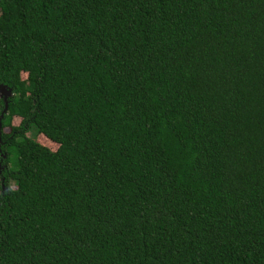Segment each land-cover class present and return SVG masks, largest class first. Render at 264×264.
I'll use <instances>...</instances> for the list:
<instances>
[{"label": "trees", "instance_id": "obj_1", "mask_svg": "<svg viewBox=\"0 0 264 264\" xmlns=\"http://www.w3.org/2000/svg\"><path fill=\"white\" fill-rule=\"evenodd\" d=\"M0 85V264H264V0H0Z\"/></svg>", "mask_w": 264, "mask_h": 264}, {"label": "rangeland", "instance_id": "obj_2", "mask_svg": "<svg viewBox=\"0 0 264 264\" xmlns=\"http://www.w3.org/2000/svg\"><path fill=\"white\" fill-rule=\"evenodd\" d=\"M21 78H24V75H21ZM10 123H11V125L15 126V125H17L19 123V119L18 118H12ZM3 132H7V128H4ZM26 136H27V139L34 140L36 143H38L41 146L46 147L50 151H54L56 149V147H57L55 144L49 142L45 137H43L42 135L36 134L33 131H29L26 134ZM7 167H8V169H10L12 171L15 170V166H14V161H13L12 155L8 156Z\"/></svg>", "mask_w": 264, "mask_h": 264}, {"label": "water", "instance_id": "obj_3", "mask_svg": "<svg viewBox=\"0 0 264 264\" xmlns=\"http://www.w3.org/2000/svg\"><path fill=\"white\" fill-rule=\"evenodd\" d=\"M11 96V92L9 89H6L4 86L0 85V99L2 100L4 104V108L0 113V119L2 118V114L5 112L6 109V100L7 98Z\"/></svg>", "mask_w": 264, "mask_h": 264}]
</instances>
